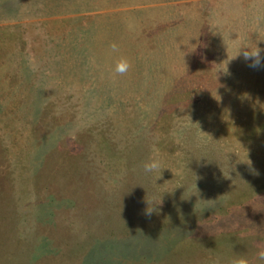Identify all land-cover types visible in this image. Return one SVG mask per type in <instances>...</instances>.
<instances>
[{
    "label": "rangeland",
    "instance_id": "obj_1",
    "mask_svg": "<svg viewBox=\"0 0 264 264\" xmlns=\"http://www.w3.org/2000/svg\"><path fill=\"white\" fill-rule=\"evenodd\" d=\"M256 46L264 0H0V264H264Z\"/></svg>",
    "mask_w": 264,
    "mask_h": 264
},
{
    "label": "clouds",
    "instance_id": "obj_2",
    "mask_svg": "<svg viewBox=\"0 0 264 264\" xmlns=\"http://www.w3.org/2000/svg\"><path fill=\"white\" fill-rule=\"evenodd\" d=\"M109 47L111 49V52H119V46L117 43L113 42ZM262 53H264V49H261L258 46H256L254 49L240 48L238 54L235 55L232 59H235L238 56L242 55L245 61H251L249 67L257 68L260 67L262 61H264V56L261 55ZM131 66V61L127 57L121 56L115 63L114 73L118 75H125L129 71ZM142 168L145 174L161 171V161L156 157H150L146 162L143 163ZM152 211L153 210H148V213L150 214ZM256 259L258 261H264V248H261L257 252ZM231 264H253V262L245 256H239L234 258L231 261Z\"/></svg>",
    "mask_w": 264,
    "mask_h": 264
},
{
    "label": "trees",
    "instance_id": "obj_3",
    "mask_svg": "<svg viewBox=\"0 0 264 264\" xmlns=\"http://www.w3.org/2000/svg\"><path fill=\"white\" fill-rule=\"evenodd\" d=\"M60 181H62V179L60 180ZM257 193H259V194H261V197H262V195L264 196V192L262 191L261 193L260 192H257ZM263 198V197H262ZM257 204H255V206H256ZM250 208H252V207H250ZM261 213L264 215V206L262 207V209H261ZM253 225H257V221L256 222H253L251 225H249V224H247V226H250V227H252Z\"/></svg>",
    "mask_w": 264,
    "mask_h": 264
}]
</instances>
